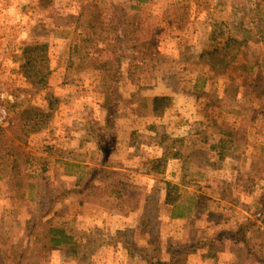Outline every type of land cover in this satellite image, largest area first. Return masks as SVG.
<instances>
[{"label":"rangeland","instance_id":"374dc122","mask_svg":"<svg viewBox=\"0 0 264 264\" xmlns=\"http://www.w3.org/2000/svg\"><path fill=\"white\" fill-rule=\"evenodd\" d=\"M215 38L245 42L229 44L237 63L212 70L200 59ZM35 45L44 48L32 68L49 72L39 91L20 59ZM114 56L117 141L105 161L91 129L104 123L103 79L115 66H101ZM48 96L58 103L41 123L35 106ZM0 103V129L41 173L10 189L11 162L0 166L1 236L24 249L22 264H153L184 245L199 248L175 264H264V0H0ZM91 168L85 191L66 194ZM182 199L191 211L172 219ZM248 220L246 249L206 243ZM53 226L77 243L53 247Z\"/></svg>","mask_w":264,"mask_h":264},{"label":"trees","instance_id":"16d2710c","mask_svg":"<svg viewBox=\"0 0 264 264\" xmlns=\"http://www.w3.org/2000/svg\"><path fill=\"white\" fill-rule=\"evenodd\" d=\"M133 8H138V4L132 5ZM235 12V11H234ZM217 38L212 40V47L205 49L200 56V59L204 61L207 65L210 66L212 70H217L216 66H221L223 69H226L230 64L237 63L239 58V52L241 49H237V51H233V46L242 45L245 43L240 41L236 38L225 39L223 41H219ZM87 41H96L97 45L95 44V49L100 53L106 52V48L108 49V43L103 42L102 40H94L93 37L87 38ZM98 41H100L98 43ZM232 43V47H229V44ZM99 44H104L105 48L99 47ZM39 47L44 48L41 45H35L34 47H25L23 48V54L20 56V59L23 60L21 64V68L25 69L24 75L29 81L32 82L36 90H41L44 87L46 82V77H48L49 72L40 71L32 68V57L30 54L34 51L33 49H37ZM231 48L229 53H225L222 56L221 54L224 48ZM95 56V55H93ZM96 57H92V60H96ZM120 57L114 56L111 59L110 65H102V68L112 67L115 66V71L113 74H107L106 77L103 79L102 90L105 95V102L103 103V107L105 109V119L103 125L97 123L96 121L93 123L94 129L93 130V139L96 141L98 149L101 151L103 155V159L106 161L114 152L116 148V134H115V114L117 112L116 103L119 100L118 96V87L121 80V70L119 69V65L121 61L119 60ZM45 63H48L49 59L46 57ZM68 60V59H67ZM109 64V63H107ZM33 70H31V68ZM92 68L91 66H86ZM29 68V71L26 69ZM252 68V66L250 67ZM28 72V73H26ZM204 85V84H203ZM19 98V94L16 95L15 100ZM164 97H159L155 99V102L164 100ZM44 102V103H43ZM43 103V104H41ZM58 103V99L55 97H44L42 98L35 106V117L37 121L43 123L45 116H49L48 108L53 104ZM41 104V105H40ZM20 112V116L24 115ZM26 116V115H25ZM14 117H17L16 115ZM20 123H17L13 126V129L20 127ZM12 129V128H11ZM32 153L28 149H26L21 143L16 142L12 137H10V131L5 129H0V166H4L5 163L11 162L9 164V169H4V172L9 175L7 178L9 179L8 187L12 189L14 183L18 187L17 189L20 190L24 181V185L26 179L28 177L34 176L38 177L41 176V173L38 171V167L34 164L33 157L31 156ZM68 164V163H66ZM91 168L87 173V183L82 186L84 179L83 177H78L75 187L67 193L71 192H84L85 189L91 184V182L97 177L98 173L94 172ZM89 174V176H88ZM5 176V175H3ZM0 174V178H3ZM17 182V183H16ZM27 186L29 189L33 190L34 186L31 183H28ZM26 187V186H25ZM33 197H31L32 199ZM260 201L264 199V191L263 194L259 197ZM189 199H182L180 201H174L171 204L170 208V216L172 219H180L187 217L188 213L191 211L189 207ZM54 204V203H53ZM260 217V216H259ZM251 221L248 220L247 223H244L237 227L235 231H230L227 237H223L222 235H214L208 237L206 243L209 245H213L214 243H220L222 238H229L238 243H241L245 249L249 247V239L247 237V230L249 227V223ZM5 230L2 226H0V264H22V257L24 255V249L20 247L21 245L17 244L13 241L12 238H5L2 237V233ZM47 235L49 237V241L55 248H66L72 244L77 243L75 232L72 229H66L61 227H49L47 231ZM2 246H8L9 249H4ZM204 246V245H202ZM199 247L184 245L181 247L176 248L172 251L171 259L169 261H163L161 259H157V261L153 264H175L177 260L185 255H189L190 253L197 250ZM6 259V260H5Z\"/></svg>","mask_w":264,"mask_h":264},{"label":"built area","instance_id":"2783aa9c","mask_svg":"<svg viewBox=\"0 0 264 264\" xmlns=\"http://www.w3.org/2000/svg\"><path fill=\"white\" fill-rule=\"evenodd\" d=\"M7 125H8V113L6 108L0 103V127H5Z\"/></svg>","mask_w":264,"mask_h":264}]
</instances>
